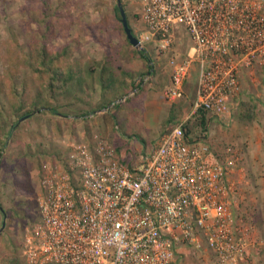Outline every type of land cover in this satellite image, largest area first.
<instances>
[{
	"label": "built area",
	"instance_id": "obj_1",
	"mask_svg": "<svg viewBox=\"0 0 264 264\" xmlns=\"http://www.w3.org/2000/svg\"><path fill=\"white\" fill-rule=\"evenodd\" d=\"M140 19L139 50L150 53L153 45L171 55L164 101H179L197 69L194 110L133 165L97 132L64 139V155L40 169L38 220L23 239L24 264H171L179 247L203 243L220 264H240L255 246L234 216L236 150L229 146L227 157H216L185 126L200 108L225 126L232 121L243 73L264 66V0H141ZM182 32L192 52L179 60ZM151 78L142 77L143 84Z\"/></svg>",
	"mask_w": 264,
	"mask_h": 264
},
{
	"label": "rangeland",
	"instance_id": "obj_2",
	"mask_svg": "<svg viewBox=\"0 0 264 264\" xmlns=\"http://www.w3.org/2000/svg\"><path fill=\"white\" fill-rule=\"evenodd\" d=\"M46 1L0 0V259L17 256L19 264H23L22 243L26 230L38 220L41 166L61 153L64 139L88 138L97 132L135 162L131 155L147 153L168 126L164 123L156 128V124L154 128L144 130L137 123L140 120L137 111L145 104L144 93L168 84L171 55L157 54L153 45L150 46L151 51L146 54L154 62L151 65L153 75L143 92L115 109L93 115L104 110H98L103 95L100 85L103 67L109 69L106 77L114 75V78L130 83L147 73V66L138 54L140 50L128 42L121 16L116 11L117 0H48L50 10ZM122 3L131 28L137 34L143 27L141 0H122ZM34 44L47 45L51 51L68 47L69 60L65 65L73 66L76 74L79 71L80 76L86 78L83 87L74 81L65 92L52 98L47 89L49 78L34 74L29 65L27 56ZM190 52L189 38L182 32L180 39L175 41L174 54L182 60ZM263 79L264 76L259 74L261 83L251 90L264 91ZM258 102L253 99L256 106ZM44 103H49L53 111L41 108ZM175 105L181 109L180 118L189 112L190 103L182 101L171 107ZM24 113H30L29 117L21 121ZM85 113L93 117L86 119ZM160 117L164 119V116ZM253 127L254 124L241 129L237 120L222 126L214 120L207 142L213 145L216 154L227 157L225 150L229 146L240 152L247 138L246 131ZM135 135H143L152 144L142 145ZM244 208L247 207L242 203L239 210L242 215ZM183 253H190L188 261ZM204 256L213 264H220L205 243L200 247H179L175 264H199Z\"/></svg>",
	"mask_w": 264,
	"mask_h": 264
},
{
	"label": "crops",
	"instance_id": "obj_3",
	"mask_svg": "<svg viewBox=\"0 0 264 264\" xmlns=\"http://www.w3.org/2000/svg\"><path fill=\"white\" fill-rule=\"evenodd\" d=\"M141 26H143V24H141ZM258 70L261 73H259ZM259 74L264 76V66H258L253 70L246 71L243 73L241 79L242 94L245 96L251 94L250 97L252 100L259 101L257 104L259 122L257 121L258 123L256 122L254 124L251 131H246L247 138L245 143H242L243 145L239 149L240 152L238 153L237 149H235L238 158L231 175L237 192V203L234 207L235 219L238 222L244 223V225L249 228V236L255 243L254 247L248 249L246 259L240 264H264V91H259L256 88L254 91L251 90L261 83V81H259ZM197 79V69H193L184 85L185 101L188 104L190 103L189 99L196 97ZM262 83H264V79ZM169 85L170 80L164 88H152L147 93H144L145 104L143 109L137 111V113L140 114V120L138 119L137 123L144 130L154 128L156 124V128H158L159 124L164 126V123H168L171 105L177 103L166 102L162 97L164 90L167 89ZM144 111H147V114H144ZM98 112L92 114L96 115ZM85 114L84 118L87 119L89 115H87V113ZM161 115L164 116V119H161ZM173 125L174 124H172V126ZM172 126L168 124L158 140L169 132ZM252 133H254L255 136H253ZM143 135L145 136V133H143ZM143 135H135V138H137L142 145H151L152 143L147 142ZM121 154L130 159L127 153L123 154L122 152ZM133 156L135 157L137 155L133 153L131 157ZM242 203L247 207L244 208L245 212L243 215L239 213ZM183 254L187 256L186 261H188L190 259V253ZM198 263L213 264L214 262L209 257L204 256Z\"/></svg>",
	"mask_w": 264,
	"mask_h": 264
},
{
	"label": "trees",
	"instance_id": "obj_4",
	"mask_svg": "<svg viewBox=\"0 0 264 264\" xmlns=\"http://www.w3.org/2000/svg\"><path fill=\"white\" fill-rule=\"evenodd\" d=\"M46 2L48 5L47 6L48 10H50L51 9L50 2L48 0ZM116 11L120 15L118 6L116 7ZM68 50H69L68 47L64 46L61 49H57L56 51H51L47 45L41 46L34 44L30 50L29 55L27 56L31 71L36 75L44 74L49 78L47 89L52 98H57L59 95L62 94V92H65L68 88V85L70 83H73L74 81L76 82V84L78 83L79 87H83V83L84 84L86 83V78L83 77V75L80 76L79 71L76 74L73 66L71 67L70 65L68 67L65 65V62L69 60ZM138 54L147 66V73L141 74L139 80L134 79V81H131L129 83L125 80L114 78L115 77L114 75L108 78L106 76L109 74V72L107 71L109 69L107 67H103L100 70V80H101L100 85L103 91V95H102V103L101 105L98 106V110L110 107L113 103H115L116 101H121L123 98L129 96V94L134 91L135 94L133 96L139 95L141 92H143L146 84H143L142 77L153 72L152 71L153 68L150 65L152 60L150 59V57H148L145 51H139ZM92 69L94 70V67ZM170 84H171V79H170ZM131 97H128L125 101L130 100ZM239 98H240L239 106L231 122L234 124L235 121L237 120L238 125L241 129L249 128L258 121V109L257 106L253 103V100L251 99L250 96L248 97L247 95L245 96L242 94ZM195 99L196 97H192V100L190 102V108L188 110L189 112L186 113L184 117L190 115V113L194 110ZM182 101L185 102V95H183V97L179 101H177V104H180ZM119 105L120 104H115L112 109L117 108ZM41 106H42L41 108H50L49 103H44L43 105L41 104ZM41 108L38 107L37 110L41 111ZM179 108L178 105L171 107L170 117L167 124H171V126L172 124L175 125L176 120L181 119L180 116L182 115V113H181V109ZM49 110L53 111L52 108H50ZM29 114L30 113H24L23 117L29 116ZM214 120L217 121V123H219L220 125L225 126L224 124L225 121L223 122L219 121L217 119V116L211 114L208 110H206V108L198 109L196 114L192 116V118L188 121V123L185 126L187 136L195 138L196 140H203L207 142V140L209 139L211 122ZM173 126L170 127V131L172 130ZM212 146L213 145L211 144L210 148L212 154L216 157L223 158L222 155L216 154ZM60 149L62 150V147ZM115 149L118 158L122 162H126L130 165L134 164V162L131 159H128V157L121 154V150H119V148L116 147ZM63 155L64 153H62L61 151L59 157ZM19 262L20 260L17 256H6L0 259V264H19ZM22 262L24 264V261ZM171 264H175V263H171Z\"/></svg>",
	"mask_w": 264,
	"mask_h": 264
},
{
	"label": "water",
	"instance_id": "obj_5",
	"mask_svg": "<svg viewBox=\"0 0 264 264\" xmlns=\"http://www.w3.org/2000/svg\"><path fill=\"white\" fill-rule=\"evenodd\" d=\"M118 3H117V6H118V9H119V12H120V15H121V23L123 25V29H124V32L127 36V39L129 41V43L136 49L139 50L140 47V41L138 40L136 34L133 32L130 24H129V21H128V17H127V13H126V10L123 6V3H122V0H117ZM29 116H26V117H23L21 119L24 120L25 118H28ZM5 222L3 223V226H2V229L1 231L4 229L5 227Z\"/></svg>",
	"mask_w": 264,
	"mask_h": 264
}]
</instances>
